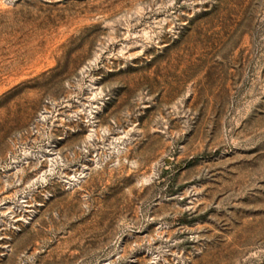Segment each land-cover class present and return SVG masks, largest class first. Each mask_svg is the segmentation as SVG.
Segmentation results:
<instances>
[{
    "label": "rangeland",
    "instance_id": "rangeland-1",
    "mask_svg": "<svg viewBox=\"0 0 264 264\" xmlns=\"http://www.w3.org/2000/svg\"><path fill=\"white\" fill-rule=\"evenodd\" d=\"M0 264H264V0H0Z\"/></svg>",
    "mask_w": 264,
    "mask_h": 264
}]
</instances>
